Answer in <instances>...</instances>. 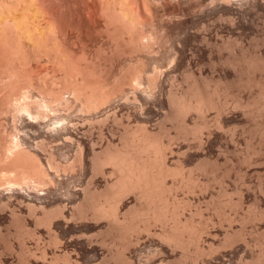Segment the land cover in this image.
Wrapping results in <instances>:
<instances>
[{
  "label": "bare ground",
  "instance_id": "6f19581e",
  "mask_svg": "<svg viewBox=\"0 0 264 264\" xmlns=\"http://www.w3.org/2000/svg\"><path fill=\"white\" fill-rule=\"evenodd\" d=\"M0 90V264H264V0H0Z\"/></svg>",
  "mask_w": 264,
  "mask_h": 264
},
{
  "label": "rangeland",
  "instance_id": "374dc122",
  "mask_svg": "<svg viewBox=\"0 0 264 264\" xmlns=\"http://www.w3.org/2000/svg\"><path fill=\"white\" fill-rule=\"evenodd\" d=\"M120 61H121V62H120ZM114 62H116V64H115ZM117 62H118V60H117V59H114V61L112 60V62H111V61L109 62V65H106V66H105L104 64H102V66H101V67H102V71H100L101 69L97 68V66H100V65H96V67H94V68H96V69H93V68H92L93 71H92V69L90 70V71H92L93 74H95V75L93 76V74H90V73H91V72H90L89 75H90L91 78H92V76H93V79H91V78H89V79H90V80H93L95 84H96V81H100V80H101L100 82H97V84H96V85L101 84V87H103L102 85H107L108 83H109V84H108L107 86H109L111 83H112V84H115V85H112V84H111V85L109 86V88H108L107 86H105V88L107 87L106 89H110V90L115 91L114 88L116 87V89L118 90L119 88H117V87H120V86L118 85V83H117V86H116V82H117V81H116V82H114V81L117 80V78L120 77V75H121V74L119 73V72H120L119 69L121 70V68L124 66V59L119 60L118 63H117ZM120 63H121V64H120ZM107 64H108V63H107ZM117 64H118V65H117ZM120 65H121V66H120ZM104 66H105V67H104ZM107 66H108V67H107ZM113 66H115V67H113ZM106 67H107L108 69H107ZM111 67H112V68H111ZM105 68H106V70H105ZM116 68H117V70H116ZM98 69H99V71H98ZM114 69H115V70H114ZM94 70H95V71H96V70L98 71V72L96 71V72H97V75L100 74V72H101V73H103V71H105V72H104L103 75L100 74V75H101V78H100V75L97 76V75H96V72H95ZM107 70H108V71H107ZM106 71H107V72H106ZM116 71H117V72H116ZM108 72H109V74H108ZM115 73H116V74H115ZM118 73H119V74H118ZM113 74H114V75H113ZM107 75H108V76H107ZM112 75H113V76H112ZM116 75H117V76L119 75V76L117 77ZM95 76H96V79L98 78L99 80H94V79H95ZM106 76H107V77H106ZM114 76H115V77H114ZM121 76H122V75H121ZM102 77H103V78H102ZM104 77H105V79H104ZM108 77H109V79H108ZM113 77L115 78V80L113 79ZM102 79H103V80H102ZM112 79H113L114 81H113ZM105 80H106V81H105ZM107 80H108V81H107ZM109 80H110V81H109ZM111 80H112L113 82H112ZM93 81H92V82H93ZM102 81H103V82H102ZM105 82H106L107 84H105ZM110 82H111V83H110ZM102 83H103V84H102ZM98 86H99V85H98ZM111 87H114V88H111ZM29 88H31V87H29ZM29 88H27V90H28ZM126 88H131V87H129V86L127 87V86H126ZM34 89H36V88L33 87V90H32V91H34ZM123 90H124V88H123ZM24 91H26V90H24ZM38 91H39V90L36 89L33 93H34V95H36V97L38 96L39 98H38V97H37V98L40 100V99L42 98L43 94H42V92H40V91L38 92ZM124 91H125V92H128L127 94L129 95V91H130V89H125ZM2 92H4V91H1V90H0V93H1L0 95L3 94ZM35 92H37V94H36ZM125 92H124V94L127 95ZM39 93H40L42 96H41ZM122 93H123V91L121 92V94H122ZM124 94H123V95H120L119 93H117V95H120V97L124 96ZM3 95H6V93L3 94ZM128 95H127V96H128ZM130 95H131V92H130ZM44 96H45V94H44ZM46 96H47V94H46ZM1 97H3V99H4V97H7V96H1ZM1 97H0V101H2V103H3L4 105L7 106V104H8V103H7V98H5L6 100H4V102H3V99H2ZM115 97H118V99L120 98L119 96H114V98H115ZM130 97H132V96H130ZM5 101H6V104H5ZM22 101H23V99H22ZM19 102H20V101H19ZM19 102H18V103H19ZM0 103H1V102H0ZM3 104H2V106H4ZM75 104H76V103H73L72 105H70L71 107H69V109H68V111H69V112H72V114H74V113H73L74 111H75V113H77V110H78V109L75 110L76 107L79 108V107H78L79 105L77 104V105H78V106H77V105H75ZM8 105H9V104H8ZM32 105H34V104L32 103V104H31V107H32ZM35 105H36V104H35ZM105 105H106V104H105ZM105 105H104V106H105ZM0 106H1V105H0ZM2 106H1V108H0L1 110H2ZM73 106H74L75 109L73 108ZM11 107H13V106H11ZM105 107L107 108V105H106ZM3 108H4V107H3ZM8 108H10V106H9ZM8 108H7V110H6V108H4L3 110H5V111L7 112V111L10 110V109L8 110ZM35 108H37V106H36V107H32L33 110H35ZM70 108H71V109H70ZM72 108H73V109H72ZM11 109H12V108H11ZM79 109H80V108H79ZM100 109H101V108H100ZM100 109H99V110H100ZM103 109H105V108L103 107V108L101 109L100 112H99V110H98V113H101V112L103 111ZM1 110H0V112H1ZM3 110H2V112H5V111H3ZM12 110L14 111V107H13ZM68 111H67V112H68ZM96 111H97V109H96ZM9 112H10V111H9ZM15 112H16V111H15ZM78 112H79V111H78ZM91 112L93 113L94 110L91 111ZM124 112H125V114H122V115L120 114V115H118V116H121L122 119H124L122 116L125 117V116L128 115V114H126L128 111H127V112L124 111ZM7 113H8V112H7ZM94 113H95V112H94ZM96 113H97V112H96ZM110 113H111V112H109V114H110ZM0 114H1V115H0V118H1V119H0V123H1V122L3 123V121L6 120V121L4 122V124H0L1 127H2V128L0 129V130H2L0 133H3V131L7 129V128H6L7 126L5 127L6 123L8 124V128H9V126L11 125L10 122H11V117H12V115L10 114L9 116H11V117H8V114H9V113H8L7 115H6V114H2V113H0ZM12 114H15V113H12ZM112 114H113V113H112ZM112 114H110V116H112ZM129 114H130V112H129ZM4 115H6L7 118H6V116L4 117ZM2 116H3L4 118H3ZM129 116H131V114H130ZM5 118H6V119H5ZM8 118H9V119H8ZM111 118H112V117H110V119H111ZM119 118H120V117H119ZM121 118H120V119H121ZM126 118H127V120H126ZM126 118L124 119V121H123V120L119 121V122L123 123V125H122L121 123H118V124L115 123L113 118H112L113 120H112V119H111V120L109 119L110 122H107V123L105 122L106 125H105V123H104V124H101V125H99V124H97V125L94 124V128H95V129L93 128V130L95 131L94 135L96 134V135H95V138L100 137V136H98L99 131H101L102 129H105V130L101 131V133L103 132L102 134L105 136L104 138H103V135L101 136V137L104 139V141H103L102 138H101V139L97 138V140H99V143H101L100 141H102V142H107L108 140H110V141L113 140V141H115V142H118V141H119V138H120V136H119V135H120V132H123L124 128H125V129L127 128V127H126V124H128V126H131V125L133 126V124H135V121H134L133 116H131V118H133V120H132L130 117H126ZM7 119H8V120H7ZM129 119H130V121L128 122ZM8 121H10V122L8 123ZM125 121H126V122H125ZM109 123H110V124H109ZM131 123H132V124H131ZM124 124H125V127H124ZM129 124H130V125H129ZM98 125H99V126H98ZM102 125H103V126H102ZM117 125H118V126H117ZM100 126H101V127H100ZM104 126H105V127H104ZM4 127H5L6 129H4ZM98 127H100V128H98ZM111 127H112V129H111ZM91 128H92V126H91ZM96 128L99 129V131H98ZM107 128H108V129L110 128V129L108 130ZM93 130H92V131H93ZM96 130H97V131H96ZM117 130H118V132H117ZM119 130H120V131H119ZM94 131H93V132H94ZM115 132H117L118 134L115 133ZM109 133H110V134H109ZM106 134H107V135H106ZM108 134H109V135H108ZM113 134H114V135H113ZM116 134H117V136L115 137ZM0 135H1V134H0ZM3 136H4V135H3ZM96 136H97V137H96ZM107 136H108V137H107ZM1 137H2V136H1ZM109 137H110V138H109ZM112 137H113V139H112ZM117 137H119V138L117 139ZM3 138H4V137H3ZM106 138H107V139H106ZM108 138H109V139H108ZM115 139H116V140H115ZM0 140H1V139H0ZM0 228H2V226H0ZM30 242H31V241H30ZM30 245H32V246L34 247L33 242H32ZM1 250H3V249H2L1 246H0V251H1ZM1 252H2V251H1Z\"/></svg>",
  "mask_w": 264,
  "mask_h": 264
}]
</instances>
